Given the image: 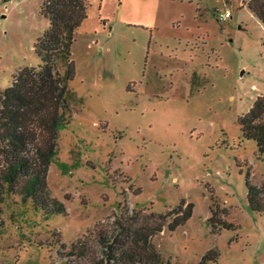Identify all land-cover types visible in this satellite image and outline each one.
<instances>
[{"label":"rangeland","instance_id":"1","mask_svg":"<svg viewBox=\"0 0 264 264\" xmlns=\"http://www.w3.org/2000/svg\"><path fill=\"white\" fill-rule=\"evenodd\" d=\"M88 1L71 46V118L48 169L67 213L6 194L0 264H64L58 250L94 236L119 203L166 213L182 198L194 213L175 230L171 215L155 234L160 264H198L214 246L221 257L210 264H264V213L246 182L252 163L264 184V161L240 121L264 92V23L249 0ZM41 2L0 0L1 89L41 64L34 43L50 24ZM216 205L237 229L211 224Z\"/></svg>","mask_w":264,"mask_h":264},{"label":"trees","instance_id":"2","mask_svg":"<svg viewBox=\"0 0 264 264\" xmlns=\"http://www.w3.org/2000/svg\"><path fill=\"white\" fill-rule=\"evenodd\" d=\"M248 3L264 23V0ZM87 7L88 0H42L40 10L50 24L34 43L41 64L20 67L10 84L0 88V203L6 194H19L23 202L31 198L46 215L67 213L64 201L48 185V169L52 161H59V131L71 118L72 90L68 83L76 75L71 46L76 28L87 16ZM240 121L243 136L256 140L257 156L264 161V92ZM249 164L248 199L254 211L264 213V184L255 183L252 163ZM195 205V201L182 198L165 213L119 203L113 217L95 224L94 236L77 238L58 252L65 257L64 264H160L163 254L152 239L164 229L171 215V230L188 222ZM211 211L210 222L215 228H238L235 221L220 213L219 205L211 207ZM2 227L0 205V233ZM59 243L66 248L65 242ZM220 257V249L214 246L198 264H210Z\"/></svg>","mask_w":264,"mask_h":264},{"label":"built area","instance_id":"3","mask_svg":"<svg viewBox=\"0 0 264 264\" xmlns=\"http://www.w3.org/2000/svg\"><path fill=\"white\" fill-rule=\"evenodd\" d=\"M231 15H232V13H231V9H229V8H228L226 11L220 13V17H221V18H225V17H227V16H231Z\"/></svg>","mask_w":264,"mask_h":264}]
</instances>
